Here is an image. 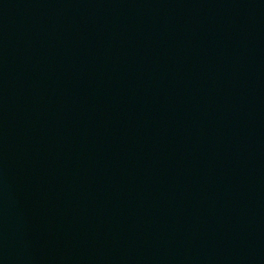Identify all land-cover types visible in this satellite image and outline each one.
Segmentation results:
<instances>
[{
	"label": "water",
	"instance_id": "95a60500",
	"mask_svg": "<svg viewBox=\"0 0 264 264\" xmlns=\"http://www.w3.org/2000/svg\"><path fill=\"white\" fill-rule=\"evenodd\" d=\"M0 264H264V0H0Z\"/></svg>",
	"mask_w": 264,
	"mask_h": 264
}]
</instances>
